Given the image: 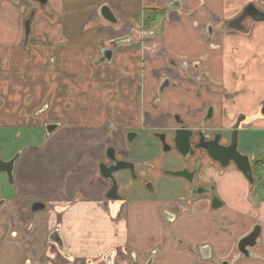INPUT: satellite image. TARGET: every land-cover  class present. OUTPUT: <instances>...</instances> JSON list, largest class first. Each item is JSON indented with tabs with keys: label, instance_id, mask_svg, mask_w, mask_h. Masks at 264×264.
I'll return each mask as SVG.
<instances>
[{
	"label": "crops",
	"instance_id": "crops-1",
	"mask_svg": "<svg viewBox=\"0 0 264 264\" xmlns=\"http://www.w3.org/2000/svg\"><path fill=\"white\" fill-rule=\"evenodd\" d=\"M250 4L264 12V0H0V131L22 136L42 130L38 122L59 123L19 150L13 194L0 206V264H264V179L250 186L233 165L203 164L200 181L222 203L212 209L208 195L130 190L110 200L98 170L108 144L127 155L128 129L172 114L196 121L208 104L214 128L246 118L241 151L260 157L241 132H264V21L227 29ZM103 6L115 23L100 16ZM178 60L206 82L174 81ZM166 77L171 86L160 91ZM34 202L44 210L31 212ZM256 225L244 258L237 244Z\"/></svg>",
	"mask_w": 264,
	"mask_h": 264
},
{
	"label": "flooded vegetation",
	"instance_id": "flooded-vegetation-1",
	"mask_svg": "<svg viewBox=\"0 0 264 264\" xmlns=\"http://www.w3.org/2000/svg\"><path fill=\"white\" fill-rule=\"evenodd\" d=\"M166 79L169 80L167 77ZM169 85L171 86V84ZM210 108L212 109V114L211 117L208 119ZM46 110H48L47 106L41 109V111L43 112ZM213 112L214 110L212 105L208 104L203 112L202 117L197 119L196 121H187L184 120L179 114H172L170 116L171 122L169 123L167 122L168 124L159 123V125L161 126L160 128L161 130L159 131H150L152 128L148 129L145 127L141 129H128L125 132V139H124L127 155H121L113 145L108 144L105 147L103 158L98 163V166L100 163L102 164L103 172L107 173L109 170H113L119 167L117 164H114V162L110 160L111 156L112 158H115L116 161H125L132 163L133 169L119 170L112 173L111 176L113 177L112 179L113 181L103 179V181L107 184V188L105 190V197L107 193L109 192L112 193L113 188H115L116 193L114 195V199H110V200H123L126 198L130 190L132 192L136 190H140L149 195H154L156 191L155 183L158 180L159 176L168 177L169 175H167L165 171H181V170L185 171L184 177H173V178H179L182 182V185L179 186V189L177 190L178 196L185 195L186 197H189L195 195H208L211 197V195L213 194L217 196L215 186L213 184H203L200 181V178L202 176L203 164L205 163H210V165L217 164L214 163L208 157L207 150L210 148L213 149L218 145L224 147L229 146L231 144V134L233 132V129L238 124L237 150L239 151V153L243 155H247L240 150V131L243 130V125H247V124L249 125L250 123L246 122V118L243 115H239L236 118V120L230 125L229 128H223V127L214 128L211 126V121L213 119ZM176 115H178V120H181L182 124L177 123L175 118ZM38 125L47 135L53 134L59 127V123H57L55 120L38 122ZM50 125H57L58 127L55 131L49 134L47 133V127ZM162 125H165V127L162 128ZM177 129H183L188 131L187 134H189L190 136L189 144H188L189 148L185 150L184 156H181L174 148V142H173L174 131ZM128 133L135 134L133 140L130 142L127 140ZM157 135H163V137L160 139V137ZM144 136H147L148 138H152L153 140L156 141L159 148V155L157 157L150 158L152 160H149V162L148 160L144 159L143 162L139 164L138 162L135 161L133 157H131V152L133 150V145H134L133 143L135 142V140L144 138ZM162 141L165 143V147L167 148L166 151H164V146L162 144ZM109 147H112L114 149V153L112 152L108 153L107 149ZM154 148H155L154 145L151 147L150 144L148 147L147 146L146 148L144 147L145 151H148L150 153L153 152ZM170 152H174L180 158L181 160L180 168L175 170H169L167 168H162L160 166L159 164V162L161 161L160 158H162L165 154H168ZM16 155H18V157L15 160L16 163L20 155L19 151L14 156L6 160L3 159L2 160L9 161ZM263 166L264 165L260 166L259 168ZM257 170L258 168H256V170L254 171L252 165V174ZM4 177L6 178V181H8L6 175ZM254 179L256 178L254 177ZM1 200H3V198L0 196V201ZM2 205L3 204H0V206Z\"/></svg>",
	"mask_w": 264,
	"mask_h": 264
},
{
	"label": "water",
	"instance_id": "water-1",
	"mask_svg": "<svg viewBox=\"0 0 264 264\" xmlns=\"http://www.w3.org/2000/svg\"><path fill=\"white\" fill-rule=\"evenodd\" d=\"M38 2L40 5L44 6L47 3V0H34ZM170 8H179V4L177 2L172 3L169 5ZM100 16L107 22L115 23L116 20L111 13V11L106 7L103 6L100 11ZM34 16V11H32L29 16L24 21V41L27 40V38L30 35V24L32 21V18ZM250 19L253 22H263L264 21V12L258 10L253 4L247 5L243 11L235 18L229 20L227 22V28L234 31L244 32L245 26L243 25L244 21ZM102 58L101 61L110 62L112 57V51L109 49H104L102 51ZM169 87V81L165 79L162 82L160 91L163 89H167ZM212 109H209V115L208 119L211 117ZM260 114L264 117V106L260 109ZM176 121L178 124H182L181 120H178V115L175 116ZM57 125H50L47 127V133H52L57 129ZM188 131L183 129H177L174 131V148L175 150L181 155H185V150L189 148V134H187ZM237 133H238V124L233 129V132L231 134V144L227 147L218 145L217 147H214L213 149L210 148L207 150L208 157L214 162L217 163L222 169L227 168L229 165H233L237 171H239L244 178L247 180L250 186L254 185L255 179L252 174V164L250 161V158L247 155H243L239 153L237 150ZM135 134L134 133H128L127 134V140L130 142L133 140ZM160 137V139L163 137V135H157ZM162 144L164 146V151L167 150L165 147V143L162 141ZM108 153L112 152L114 153V149L112 147H109L107 149ZM18 155L13 157L9 161H3L0 158V173L5 174L7 177V180L9 184H13V167L16 158ZM110 160L114 162V164H117L119 167L115 168L113 170H109L107 173L103 172V166L100 163L99 168V174L100 176L105 180H112L113 177L111 176L112 173L119 171V170H125V169H133V164L125 161H116L115 158L110 157ZM165 173L172 177H184L185 171H165ZM113 181V180H112ZM116 193L115 188L112 189V193H107L106 197L108 199H114V195ZM113 195V197H112ZM0 204H3V200L0 201ZM222 206L221 201L217 196L214 194L211 195V208L212 209H218ZM45 205L42 202H34L31 204V212L35 213L41 210H44ZM169 214H166V216ZM260 234V227L258 225L254 226L252 231L242 238L238 244H237V250L238 252L244 257L248 258L252 256L251 249L256 245V241ZM49 240L57 245L60 244V240L58 238V234L56 232H53L49 236ZM222 264H228L227 262H222Z\"/></svg>",
	"mask_w": 264,
	"mask_h": 264
},
{
	"label": "rangeland",
	"instance_id": "rangeland-1",
	"mask_svg": "<svg viewBox=\"0 0 264 264\" xmlns=\"http://www.w3.org/2000/svg\"><path fill=\"white\" fill-rule=\"evenodd\" d=\"M228 29V28H227ZM230 30V29H229ZM195 70L189 71L184 78L188 80L189 78H195L198 79L196 83L201 84L202 81L205 78L204 76L200 74L193 73ZM184 83H187V81H184ZM189 83V82H188ZM192 84V83H191ZM157 109V105L155 104V107ZM168 124V123H167ZM165 125H162V128H164ZM150 131H159L161 130V126L158 125V123L150 124L149 127ZM33 134H28L27 131H25L22 134V136H16L15 131L12 133H2L0 131V158L3 160H6L12 156H14L20 149H22L27 143H37L39 142V137L41 138V132L42 130H31ZM20 133V131H19ZM15 134V135H14ZM241 137H245L247 139L253 140L250 145H252L253 152L256 155L264 156V143L260 141V137L264 138V132H258V131H247V132H241ZM133 150L131 152V157L135 159L136 162L139 164L143 162V160H152L150 158L157 157L159 155V148L155 140L152 138H148L147 136H144V138H140L135 140L133 143ZM152 147L154 145L153 152L145 151L144 147ZM255 146V147H254ZM241 150V147H240ZM136 151V153H135ZM161 161L159 162L160 166L162 168H167L169 170H175L180 168L181 166V160L180 158L174 153L170 152L168 154H165L162 158H160ZM257 157L254 159H251V164L253 165L256 161ZM5 175L0 173V196L2 198L8 197L13 194V184H9L8 181H6ZM253 176L256 178L258 184L260 181L264 179V166L261 168H258L256 172H253ZM179 185H182V182L179 178H173V177H167V176H159L158 180L155 183L156 191L155 195L156 197L160 198H173L177 197V190L179 189ZM140 196H145V192L140 191Z\"/></svg>",
	"mask_w": 264,
	"mask_h": 264
},
{
	"label": "built area",
	"instance_id": "built-area-1",
	"mask_svg": "<svg viewBox=\"0 0 264 264\" xmlns=\"http://www.w3.org/2000/svg\"><path fill=\"white\" fill-rule=\"evenodd\" d=\"M218 32H219V31H218ZM205 33H206L207 36H209V37L211 38L212 41L215 40L213 37H211V36L208 34L207 30H205ZM184 66H185L184 62L178 60V66L176 67L175 72L172 73V75H171V77L173 78L174 81H175V79H179V80H183V79H185L184 76H185L187 73H189V71H187V70L185 69ZM193 70H194V69H193ZM193 73H195V74L198 75L200 72H195V71H194ZM169 77H170V75H169ZM168 79H169V78H168ZM195 79H196V77H195V78L193 77V78H189L188 80L191 81V82H193V81H195ZM153 103L157 105V103H158V98H155V100H154Z\"/></svg>",
	"mask_w": 264,
	"mask_h": 264
},
{
	"label": "trees",
	"instance_id": "trees-1",
	"mask_svg": "<svg viewBox=\"0 0 264 264\" xmlns=\"http://www.w3.org/2000/svg\"><path fill=\"white\" fill-rule=\"evenodd\" d=\"M264 165V157H259L253 164V170L255 171L256 168H259L260 166Z\"/></svg>",
	"mask_w": 264,
	"mask_h": 264
}]
</instances>
